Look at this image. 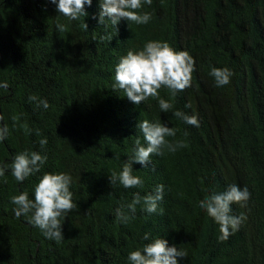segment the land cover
<instances>
[{
    "label": "trees",
    "instance_id": "obj_1",
    "mask_svg": "<svg viewBox=\"0 0 264 264\" xmlns=\"http://www.w3.org/2000/svg\"><path fill=\"white\" fill-rule=\"evenodd\" d=\"M87 15L68 22L47 0H0V161L22 150L47 155L41 172L18 184L0 177V264H128V252L142 247L148 232L168 247L185 252L182 264H264V0H152L143 6L147 24L122 19L100 24L98 0ZM64 23L61 32L55 25ZM149 40L166 41L194 60L190 86L159 97L172 107L158 108L156 98L131 103L112 88L114 66L128 49ZM232 73L229 85L214 89L210 69ZM29 95L47 100L37 108ZM196 115L193 128L172 115ZM161 121L176 130L166 139L183 141L170 153L151 155L145 167L133 165L142 189L109 183L130 156L132 142L143 137L140 120ZM187 133V134H185ZM46 138L43 149L39 140ZM43 172H66L75 207L62 219L60 241L12 213L9 197L32 188ZM229 184L247 187L249 199L231 214L245 219L226 241L197 203L209 190ZM162 185L158 211L137 206L127 223L115 209L132 193H151Z\"/></svg>",
    "mask_w": 264,
    "mask_h": 264
},
{
    "label": "clouds",
    "instance_id": "obj_2",
    "mask_svg": "<svg viewBox=\"0 0 264 264\" xmlns=\"http://www.w3.org/2000/svg\"><path fill=\"white\" fill-rule=\"evenodd\" d=\"M55 6L59 17L71 22L87 15L85 9L91 7L93 0H47ZM152 0H98V14L93 17L98 23L103 24L105 17L115 26L122 20L133 22L137 25L147 24L151 15L149 12L138 11L145 5H150ZM61 32L66 29L64 23L55 25ZM194 60L184 50H176L166 41L149 40L138 49H128L119 57L114 66L112 88L123 93L131 103L139 104L149 97L156 98L158 108L167 113L172 105L159 97V90L167 89L170 96L175 97L178 92L190 86ZM208 77L214 89L227 88L232 73L224 69L212 68ZM7 81H0V89L7 90ZM28 100L35 103L37 108L47 109L48 102L44 98L29 95ZM181 119L184 124L193 128L199 127L196 115H187L179 110L172 113ZM2 119V117H0ZM141 139L136 137L132 142L131 154L120 165L119 171H112L108 176L109 183L119 185L124 189H142L143 179L134 174L133 165L139 164L142 168L150 163L151 155H160L162 149L174 153L184 147L183 141L170 143L166 138L175 136L176 130L168 127L161 121L140 120L136 125ZM8 134L7 125L0 126V142ZM187 134V133H185ZM46 138L39 140L41 149L46 145ZM47 161V155L37 151L22 150L15 154L10 162L0 161V177L5 173L18 183H22L31 176L41 172ZM73 178L66 172H43L32 188V198L27 191L9 197L13 206L14 217H23L28 224L40 230L45 239L60 241L61 221L72 210L73 193L70 190ZM162 185H156L151 193L141 195L139 191L132 193L131 200L115 209L114 219L119 223H127L134 218L137 206L146 214L157 213L158 202L162 199ZM247 187L229 184L223 191L209 190L205 192L202 201L196 207L205 213L218 227V240L226 241L230 235L238 231L245 219L243 215L231 214V205L243 207L249 199ZM142 239L148 241L142 247L128 252V264H182L185 252L181 249L168 247L166 242L148 232Z\"/></svg>",
    "mask_w": 264,
    "mask_h": 264
}]
</instances>
